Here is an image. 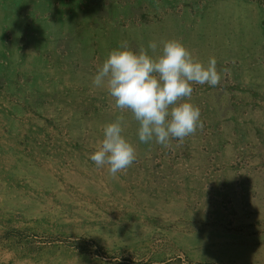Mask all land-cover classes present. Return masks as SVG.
<instances>
[{
    "label": "rangeland",
    "instance_id": "obj_1",
    "mask_svg": "<svg viewBox=\"0 0 264 264\" xmlns=\"http://www.w3.org/2000/svg\"><path fill=\"white\" fill-rule=\"evenodd\" d=\"M168 39L220 80L164 146L93 78ZM118 117L112 175L89 157ZM0 264H264V0H0Z\"/></svg>",
    "mask_w": 264,
    "mask_h": 264
},
{
    "label": "clouds",
    "instance_id": "obj_2",
    "mask_svg": "<svg viewBox=\"0 0 264 264\" xmlns=\"http://www.w3.org/2000/svg\"><path fill=\"white\" fill-rule=\"evenodd\" d=\"M148 48L134 51L120 46L113 49L97 70L93 83L105 84L119 109H129L139 122L137 135L141 142L153 139L164 146L170 138L183 139L195 132L200 110L188 100L193 83L215 86L220 74L215 57L207 64L194 60L182 42L168 39L162 47L149 41ZM179 101V102H178ZM97 166H108L115 175L135 159V148L123 134L120 118L105 124L103 138L89 157Z\"/></svg>",
    "mask_w": 264,
    "mask_h": 264
},
{
    "label": "trees",
    "instance_id": "obj_3",
    "mask_svg": "<svg viewBox=\"0 0 264 264\" xmlns=\"http://www.w3.org/2000/svg\"><path fill=\"white\" fill-rule=\"evenodd\" d=\"M12 233V230L10 228H6V230L4 231V235H8Z\"/></svg>",
    "mask_w": 264,
    "mask_h": 264
}]
</instances>
